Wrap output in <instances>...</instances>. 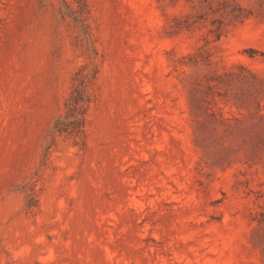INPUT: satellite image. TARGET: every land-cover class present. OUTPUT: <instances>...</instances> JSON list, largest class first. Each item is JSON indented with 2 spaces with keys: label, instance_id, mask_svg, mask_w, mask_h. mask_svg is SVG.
<instances>
[{
  "label": "rangeland",
  "instance_id": "374dc122",
  "mask_svg": "<svg viewBox=\"0 0 264 264\" xmlns=\"http://www.w3.org/2000/svg\"><path fill=\"white\" fill-rule=\"evenodd\" d=\"M0 264H264V0H0Z\"/></svg>",
  "mask_w": 264,
  "mask_h": 264
},
{
  "label": "trees",
  "instance_id": "16d2710c",
  "mask_svg": "<svg viewBox=\"0 0 264 264\" xmlns=\"http://www.w3.org/2000/svg\"><path fill=\"white\" fill-rule=\"evenodd\" d=\"M221 26L222 25L220 24L219 27ZM80 76L81 78L80 80H78L79 84L78 86H76V89H75L76 94L72 95L73 98H71V100L68 101V110H70L71 113L68 112L67 114V116H71L72 112L73 114L75 113L77 114L72 120L73 121L72 124L74 123L77 125V130L78 129L82 130L83 127L85 126V119H86L85 113L88 107V103L90 101V92H89L90 79L89 78L87 79V77L83 74ZM66 117L62 118V120L65 122H67Z\"/></svg>",
  "mask_w": 264,
  "mask_h": 264
}]
</instances>
